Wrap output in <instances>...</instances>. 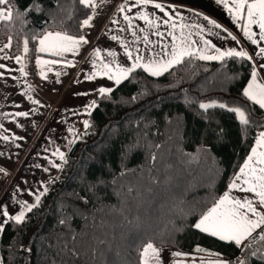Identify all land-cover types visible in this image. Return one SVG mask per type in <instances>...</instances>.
<instances>
[{
    "label": "trees",
    "instance_id": "16d2710c",
    "mask_svg": "<svg viewBox=\"0 0 264 264\" xmlns=\"http://www.w3.org/2000/svg\"><path fill=\"white\" fill-rule=\"evenodd\" d=\"M33 3L3 5L14 15L0 22V43L9 44L10 56L26 46V73L36 84L38 38L47 31L82 36L91 8L79 0H38L37 11ZM253 69L247 58L184 57L159 76L137 68L110 93L96 95L88 127L39 205L22 223L3 224L1 263L140 264L141 247L151 241L183 252L202 248L232 264H264L259 232L237 247L194 227L264 128V109L243 95ZM204 99L242 108L249 124L228 108L201 109Z\"/></svg>",
    "mask_w": 264,
    "mask_h": 264
},
{
    "label": "crops",
    "instance_id": "0c3cea01",
    "mask_svg": "<svg viewBox=\"0 0 264 264\" xmlns=\"http://www.w3.org/2000/svg\"><path fill=\"white\" fill-rule=\"evenodd\" d=\"M154 3H160L164 10L155 8ZM94 5L87 16L92 17L91 26H83L82 36L88 42L80 44L77 51L66 52L62 56L39 52L42 35L38 38L34 57L38 78L36 84L27 76L25 53L10 56L9 44L0 43V65H3L0 67V224H4L6 220L2 215L3 206H7V212L11 216L21 211L22 202L35 203L36 195L48 187L60 169L62 160L54 153L59 150L65 155L73 142L83 134V122L92 109L87 106L100 94L98 89H113L117 85L102 75L92 80L86 79L97 70L93 67V60L98 65L100 63L95 56L96 49L101 50L104 62H110L115 71L116 65L131 66L137 55L143 58L142 63L170 59L173 45L182 46L180 37L183 35L184 41L193 49H200L210 56L216 55L215 48L221 51L234 48L247 52L257 72V81L264 83V68H261L264 57L256 55L259 48L264 47V40H260L259 26L248 24L246 9L241 15H236L232 0H221L220 3L217 0H153L148 5L137 4L136 0H94ZM0 8L4 6L0 5ZM145 14L154 21L153 26L139 18ZM125 16L129 17L131 27L129 20L124 19ZM205 16L220 27L210 24L204 19ZM165 20L168 21L167 24L164 23ZM173 24L176 25L175 28H172ZM246 25L255 33L252 39L257 40V44H253L245 36ZM157 32L161 35H156ZM173 35L177 37L175 41ZM112 37L118 39L114 40ZM205 41H209L210 45L206 46ZM126 49L132 53V60L125 54ZM108 51L114 52L115 56H108ZM17 57L20 58L19 62ZM196 57L199 58L198 55ZM38 58L49 63L38 64ZM52 61L56 63H51ZM251 79L250 74L243 92ZM19 112H27L28 116L16 115ZM260 132H264V128ZM258 135L236 175L252 154V149L257 147ZM260 150L262 149H258ZM236 183L240 184L241 181ZM226 192H229V186L221 197ZM230 194L240 199H252L257 210L264 213V207H260L258 198L253 193L233 189ZM260 231L258 229L256 233ZM197 249L199 248L185 253L202 255L209 261L225 260L218 253ZM181 252L183 251L170 249L163 254L165 257L169 256L170 260L172 256L176 259L180 256L173 253Z\"/></svg>",
    "mask_w": 264,
    "mask_h": 264
},
{
    "label": "snow or ice",
    "instance_id": "6c2138e0",
    "mask_svg": "<svg viewBox=\"0 0 264 264\" xmlns=\"http://www.w3.org/2000/svg\"><path fill=\"white\" fill-rule=\"evenodd\" d=\"M11 0H0V5H7ZM137 4L148 5L153 3V0H136ZM221 0H217V3H220ZM79 3L86 8L94 7V0H79ZM232 4L235 10L236 15H241V13L246 9L248 24H258L260 29V40H264V0H254V2H248V0H232ZM153 6L157 9L163 11V6L160 3H154ZM227 7V4L225 5ZM35 10H42L41 6L38 3V0H34L33 6ZM30 10V9H28ZM25 10V11H28ZM123 11V8H121ZM13 10L10 8H0V22H11L13 20ZM140 19L145 20L149 26H153L154 21L151 20L147 14L141 15ZM92 17L89 16L83 20L82 26H91L90 21ZM125 20H129V17L125 16ZM205 20L215 27L219 28L220 25L217 24L214 20H210L207 16L204 17ZM114 23L116 21H113ZM165 24L168 23L167 20L164 21ZM129 26L131 27V21L129 20ZM158 26V25H157ZM176 25L173 24L172 28H175ZM244 34L248 39L252 41L253 44H257V40L252 39L255 33L251 32L250 28L246 25L244 27ZM156 35H161L157 32ZM112 39H118L117 37H112ZM177 39L173 35V40ZM235 39V37H232ZM147 41V37H145ZM182 46L173 45L170 59L167 60H151L147 63H142V57L137 55L134 58V62L129 67H123L116 65L115 71L113 70L112 64L110 62H104L103 57L101 56V50H95V56L100 61L99 65L96 60H93V67L97 69L92 72L91 75H88L86 79L92 80L98 75L107 76L109 80H113L115 84L119 85L122 80L127 79L131 73L134 72L137 68H143L144 71L148 72L152 76L162 75L165 71H168L171 67L176 64L182 63L184 57L199 56V59L202 60H223L226 57L235 58L239 57L241 59L247 58L251 59L247 52L236 49H226L221 51L219 48H215L216 55H207L204 51L200 49H193L191 45L187 44L184 41L183 35L180 37ZM88 41L80 36L79 38L68 35L67 33L62 32H46L43 33L39 44V52H50L52 55L62 56L66 52H75L78 50L79 45L82 43H87ZM192 43H195L193 41ZM206 46L210 45L209 41L204 42ZM8 45H6L7 47ZM215 47V46H212ZM27 51V48H25ZM125 54L128 59L132 60L133 56L130 51L125 50ZM108 56L114 57L115 53L112 51L107 52ZM257 56L264 57V47L259 48V51L256 53ZM20 58L17 57L19 62ZM38 64L49 63L48 61H42L39 58L37 59ZM51 63H56L52 61ZM3 67V65H0ZM261 68H264V65H261ZM42 76H45L41 72ZM59 75V73H57ZM252 79L249 82L248 86L245 88L243 95L250 101L259 104L261 108H264V83H259L257 81V72L255 68L253 69ZM46 78V76H45ZM112 88L109 87H100L98 92L101 96L110 93ZM83 95H86L84 93ZM31 99V97H29ZM135 99V97H133ZM33 103H39V101H33ZM95 106V101L87 107L91 108ZM214 103H201L199 107L201 109H209L215 107ZM220 108H227V105L220 104ZM230 112H233L240 123L243 125L249 124V117L246 115L245 110L240 107H233L227 109ZM18 116H28L27 112L16 113ZM85 128L88 127L89 122L85 120ZM69 131H72L71 129ZM3 139H8V137H3ZM257 147L252 149V154L247 158L244 166L240 169V173L235 176L233 181L229 185V192H226L218 200H214L212 207L209 208L206 212L201 213L200 219L195 223L194 227L199 229L201 232L207 233L213 237H217L222 241H231L234 242L237 247H240L244 244V241L249 238H255L253 233H256L258 229H261L259 232V238L264 240V213L257 210V207L254 206L252 199L247 197L240 199L233 197L230 193L231 190H239L241 192L253 193L257 199L260 207H264V132H260L257 140ZM258 149H262L258 151ZM54 155H58L60 160H64V154L60 153L57 150ZM155 159V157H153ZM55 167L56 165L53 164ZM2 171V170H0ZM241 181L240 184H237L236 181ZM47 188L43 192L39 193L35 197V203L28 204L27 202L21 203V211L16 215H9L7 212V206H3L2 215L6 218L5 223L8 220L15 221L16 223H22L25 219V213L32 211V209L39 205L41 196L47 193ZM86 202V201H85ZM255 217V219L253 218ZM64 223V221H61ZM0 231H3V224H0ZM202 251L201 249H197ZM161 249H158L153 242L149 241L146 244L142 245L140 250V264H163L161 258ZM173 255H184L182 253H173ZM253 256L257 255L256 252L252 253ZM264 259V256L261 257ZM213 264H232L228 260H217ZM240 264H245L244 261H241Z\"/></svg>",
    "mask_w": 264,
    "mask_h": 264
},
{
    "label": "rangeland",
    "instance_id": "374dc122",
    "mask_svg": "<svg viewBox=\"0 0 264 264\" xmlns=\"http://www.w3.org/2000/svg\"><path fill=\"white\" fill-rule=\"evenodd\" d=\"M25 48H26V46H24L23 51L26 53ZM201 103H206V104L214 103L216 106H219L220 104H225L224 102L219 101L217 99H204V100H201L199 102V105ZM233 107H235V106H228L227 105V108H233ZM29 151H30V149L27 151V153ZM246 242H244V244ZM158 249L163 250L162 251L163 253L165 252V250H170V249L178 250V249L170 248V247H158ZM199 249H202V248H199ZM178 251H180V250H178ZM163 253H161V258H162L163 264H213V262H214V261H209V260L205 259V257H203L202 255H198V254H194V253H185V252H181L184 255H180L179 257H177V259L172 256L171 259L169 260V256L165 257Z\"/></svg>",
    "mask_w": 264,
    "mask_h": 264
}]
</instances>
